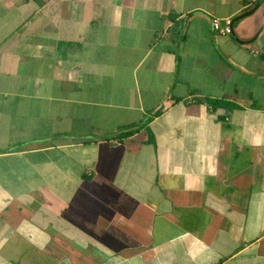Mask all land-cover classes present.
Returning <instances> with one entry per match:
<instances>
[{"label": "crops", "instance_id": "obj_1", "mask_svg": "<svg viewBox=\"0 0 264 264\" xmlns=\"http://www.w3.org/2000/svg\"><path fill=\"white\" fill-rule=\"evenodd\" d=\"M0 264H264V0H0Z\"/></svg>", "mask_w": 264, "mask_h": 264}, {"label": "built area", "instance_id": "obj_2", "mask_svg": "<svg viewBox=\"0 0 264 264\" xmlns=\"http://www.w3.org/2000/svg\"><path fill=\"white\" fill-rule=\"evenodd\" d=\"M212 29L220 35L229 34L231 32V18H212L211 19Z\"/></svg>", "mask_w": 264, "mask_h": 264}, {"label": "trees", "instance_id": "obj_3", "mask_svg": "<svg viewBox=\"0 0 264 264\" xmlns=\"http://www.w3.org/2000/svg\"><path fill=\"white\" fill-rule=\"evenodd\" d=\"M213 105H216L215 103H213Z\"/></svg>", "mask_w": 264, "mask_h": 264}]
</instances>
